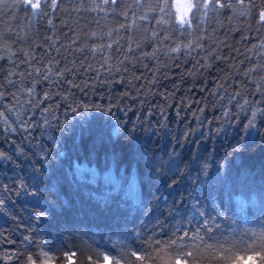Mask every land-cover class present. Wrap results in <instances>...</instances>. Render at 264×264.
<instances>
[{
    "label": "trees",
    "instance_id": "1",
    "mask_svg": "<svg viewBox=\"0 0 264 264\" xmlns=\"http://www.w3.org/2000/svg\"><path fill=\"white\" fill-rule=\"evenodd\" d=\"M39 3L0 0V264L258 251L264 0Z\"/></svg>",
    "mask_w": 264,
    "mask_h": 264
},
{
    "label": "snow or ice",
    "instance_id": "2",
    "mask_svg": "<svg viewBox=\"0 0 264 264\" xmlns=\"http://www.w3.org/2000/svg\"><path fill=\"white\" fill-rule=\"evenodd\" d=\"M26 5H29L32 9L36 10L40 7L39 0H24ZM167 7V4L165 5ZM176 9L177 18L181 24L186 22V17L188 12H190L194 7H200L199 4H193L191 0H175V3L172 5ZM261 19L264 20V13L261 14ZM259 244L258 245H250L249 248H258L253 255L248 256H237L231 264H256L257 258H259V264H264V232H261L258 235ZM104 260L106 264H111L109 261V257L105 256Z\"/></svg>",
    "mask_w": 264,
    "mask_h": 264
},
{
    "label": "rangeland",
    "instance_id": "3",
    "mask_svg": "<svg viewBox=\"0 0 264 264\" xmlns=\"http://www.w3.org/2000/svg\"><path fill=\"white\" fill-rule=\"evenodd\" d=\"M210 0H191V2L195 5V4H199L201 7L200 12H202L204 10V8L206 7V3L209 2ZM33 2H35V0H33ZM175 3V0H171V5H173ZM204 7V8H203ZM196 7H194L190 12H188V15L186 17V22L190 19V17L192 16V12L193 10H195ZM173 11H174V15L176 20L179 22L178 18H177V12L176 9L174 7H172ZM264 13V6L263 8H261L258 11V18L259 20H261L262 22H264V20L261 19V14ZM106 264V263H105Z\"/></svg>",
    "mask_w": 264,
    "mask_h": 264
},
{
    "label": "flooded vegetation",
    "instance_id": "4",
    "mask_svg": "<svg viewBox=\"0 0 264 264\" xmlns=\"http://www.w3.org/2000/svg\"><path fill=\"white\" fill-rule=\"evenodd\" d=\"M213 2H217V1H220L221 3H226V2H229V0H212ZM230 1H236V0H230ZM242 1H245V0H242ZM251 2H254L255 0H249Z\"/></svg>",
    "mask_w": 264,
    "mask_h": 264
}]
</instances>
